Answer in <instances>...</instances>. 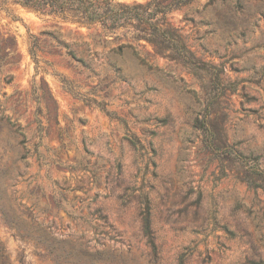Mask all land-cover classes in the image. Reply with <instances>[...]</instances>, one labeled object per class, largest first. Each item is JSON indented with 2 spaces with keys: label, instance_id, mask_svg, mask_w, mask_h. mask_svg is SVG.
<instances>
[{
  "label": "rangeland",
  "instance_id": "obj_1",
  "mask_svg": "<svg viewBox=\"0 0 264 264\" xmlns=\"http://www.w3.org/2000/svg\"><path fill=\"white\" fill-rule=\"evenodd\" d=\"M10 8L15 19L0 11V264H264L254 173L264 172V0H192L169 13L194 57L221 68L217 83L163 57L171 75L119 80L100 46L72 44L94 28ZM54 26L62 44L43 34ZM203 118L224 146L205 144Z\"/></svg>",
  "mask_w": 264,
  "mask_h": 264
},
{
  "label": "trees",
  "instance_id": "obj_2",
  "mask_svg": "<svg viewBox=\"0 0 264 264\" xmlns=\"http://www.w3.org/2000/svg\"><path fill=\"white\" fill-rule=\"evenodd\" d=\"M192 0H148L144 3H125L119 0H0V11L15 19L17 16L12 13L10 4L20 5L40 15L58 18L63 22L75 23L88 29L94 28L95 34L89 35L88 40H75L72 42L76 47L83 48L80 53H89L91 46L97 52L96 46H100V52L104 57L107 66L113 70L119 80H132L144 78L145 76L160 77L171 75L169 71L156 62L157 57L174 61L183 67L205 72L210 77V82L219 81L222 70L218 66L196 59L188 50L180 33L181 28L174 26L168 19L173 9H178L191 3ZM43 34L53 39L57 44H62V32L59 26L43 30ZM29 53L37 63L36 52L40 50L41 41L35 36H29ZM11 43H15L14 37H9ZM147 45L150 48H147ZM67 47V44L64 45ZM73 54L75 51L69 50ZM74 58L82 63V57ZM7 56L1 58L0 62L7 61ZM88 68L89 63H85ZM10 78H8L7 82ZM66 90L76 95L71 83L62 79ZM217 83V82H216ZM221 89L223 85H221ZM88 102V100H87ZM90 103H95L89 101ZM97 105L105 110L104 106ZM196 127L201 129L205 135V144L211 148H220L225 141L215 135V130L210 121L206 118L196 121ZM128 142L134 146L138 145L135 135L129 132L126 135ZM236 158H247L236 152ZM255 171V172H254ZM257 175H264V172L254 170ZM142 231L148 245L155 250L153 231L151 228V210L147 203L142 207L141 212ZM42 232H46L43 225ZM21 238L28 237V234L20 233ZM47 234V232H46ZM42 234L33 236L37 243L45 244ZM53 239L55 237L49 235ZM48 253H53L52 248L45 244ZM0 248V252H1Z\"/></svg>",
  "mask_w": 264,
  "mask_h": 264
}]
</instances>
